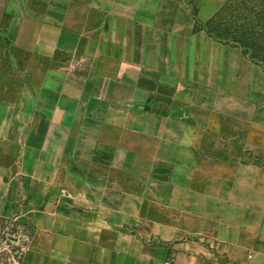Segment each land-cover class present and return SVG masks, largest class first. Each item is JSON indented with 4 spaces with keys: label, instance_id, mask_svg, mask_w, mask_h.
I'll use <instances>...</instances> for the list:
<instances>
[{
    "label": "crops",
    "instance_id": "obj_1",
    "mask_svg": "<svg viewBox=\"0 0 264 264\" xmlns=\"http://www.w3.org/2000/svg\"><path fill=\"white\" fill-rule=\"evenodd\" d=\"M0 217L20 264H264V68L186 0H0Z\"/></svg>",
    "mask_w": 264,
    "mask_h": 264
},
{
    "label": "rangeland",
    "instance_id": "obj_2",
    "mask_svg": "<svg viewBox=\"0 0 264 264\" xmlns=\"http://www.w3.org/2000/svg\"><path fill=\"white\" fill-rule=\"evenodd\" d=\"M196 17V29L205 30L208 33L207 22L216 14L220 13L221 17L217 18V22L232 25V23L249 22L251 27L256 30L264 31V18L260 19L259 14L264 16V0H186ZM258 12V13H257ZM248 13V14H247ZM241 14H247L240 16ZM249 19V20H248ZM252 19V20H251ZM209 34V33H208ZM210 35V34H209ZM217 41L236 47L250 60L256 62L251 54H246L242 47L227 44L220 41L216 35H210ZM264 48V42L262 43ZM32 230L24 226L22 223L13 219L0 217V264H20L24 246L31 236Z\"/></svg>",
    "mask_w": 264,
    "mask_h": 264
},
{
    "label": "trees",
    "instance_id": "obj_3",
    "mask_svg": "<svg viewBox=\"0 0 264 264\" xmlns=\"http://www.w3.org/2000/svg\"><path fill=\"white\" fill-rule=\"evenodd\" d=\"M259 12H264V10L262 9ZM247 14H241L240 16H245L247 19ZM261 14L258 17L263 19L264 16H261ZM218 17H221L220 13L207 22L208 33L212 36L216 35L222 42L242 47L246 54L250 53L253 59L264 66V48L262 47L264 31L251 27L248 21L225 25L223 22H217Z\"/></svg>",
    "mask_w": 264,
    "mask_h": 264
},
{
    "label": "built area",
    "instance_id": "obj_4",
    "mask_svg": "<svg viewBox=\"0 0 264 264\" xmlns=\"http://www.w3.org/2000/svg\"><path fill=\"white\" fill-rule=\"evenodd\" d=\"M166 264H172L171 262H167Z\"/></svg>",
    "mask_w": 264,
    "mask_h": 264
}]
</instances>
